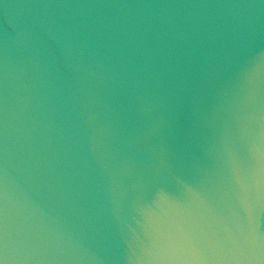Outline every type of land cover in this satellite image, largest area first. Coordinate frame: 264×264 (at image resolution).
I'll use <instances>...</instances> for the list:
<instances>
[{
	"label": "water",
	"instance_id": "water-1",
	"mask_svg": "<svg viewBox=\"0 0 264 264\" xmlns=\"http://www.w3.org/2000/svg\"><path fill=\"white\" fill-rule=\"evenodd\" d=\"M0 264H264V0H0Z\"/></svg>",
	"mask_w": 264,
	"mask_h": 264
}]
</instances>
